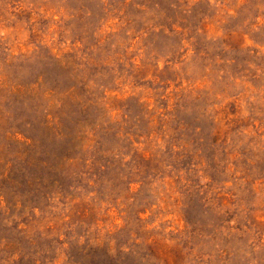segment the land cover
Listing matches in <instances>:
<instances>
[{"label": "rangeland", "instance_id": "1", "mask_svg": "<svg viewBox=\"0 0 264 264\" xmlns=\"http://www.w3.org/2000/svg\"><path fill=\"white\" fill-rule=\"evenodd\" d=\"M0 264H264V0H0Z\"/></svg>", "mask_w": 264, "mask_h": 264}, {"label": "trees", "instance_id": "2", "mask_svg": "<svg viewBox=\"0 0 264 264\" xmlns=\"http://www.w3.org/2000/svg\"><path fill=\"white\" fill-rule=\"evenodd\" d=\"M81 141V138L78 136V135H75V138H74V145L73 147H77L79 144V142ZM63 159V158H62ZM68 160V159H66ZM61 161V160H60ZM52 171H55V168H51Z\"/></svg>", "mask_w": 264, "mask_h": 264}]
</instances>
